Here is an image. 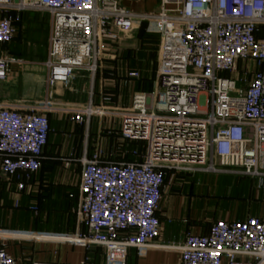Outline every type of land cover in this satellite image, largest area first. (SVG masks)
Instances as JSON below:
<instances>
[{
	"label": "built area",
	"instance_id": "2783aa9c",
	"mask_svg": "<svg viewBox=\"0 0 264 264\" xmlns=\"http://www.w3.org/2000/svg\"><path fill=\"white\" fill-rule=\"evenodd\" d=\"M33 10L51 15L49 89L77 69L96 71L110 44L139 23L152 24L161 38L156 90L136 92L120 111L122 136L144 142L146 152L134 161L97 153L83 159V229L69 239L103 248L105 264H128L131 249L154 246L160 234L170 170L232 172L264 186V0H160L143 12L121 0H0V84L20 62L6 48L16 23ZM54 110L79 123L95 112L47 98L0 99V186L16 179L18 192L26 188L21 177L40 168ZM176 248L174 264H264V219L217 220L208 234L188 233ZM0 264H18L1 241Z\"/></svg>",
	"mask_w": 264,
	"mask_h": 264
},
{
	"label": "crops",
	"instance_id": "0c3cea01",
	"mask_svg": "<svg viewBox=\"0 0 264 264\" xmlns=\"http://www.w3.org/2000/svg\"><path fill=\"white\" fill-rule=\"evenodd\" d=\"M121 2L137 12L152 11L145 9V0ZM45 22H48L50 37L51 18L43 20L38 11H24L21 20L16 23V35L6 46L8 52L18 59L11 47L16 43L23 46L26 31ZM47 58L48 51L45 60L40 63L46 70L45 95L26 97L27 92L36 93L35 86L30 85L34 78L29 76L22 81V84H28V89L24 86L28 91L21 92L20 98L36 101L47 98L72 106L91 105L96 113L84 123L73 121L59 110L49 113L51 131L40 168L29 179L23 174L21 180L26 183V188L21 192H18L16 179H5L0 186V241L18 264L20 257L27 256L33 259L30 264H83L86 259L90 264H105L103 248L94 246L87 250L67 236L83 229L77 221L83 159L96 153L107 160L117 158V154L114 156L103 150V128L113 123L120 129V111L131 106L133 95L141 92L137 88L141 85L134 77L128 76L130 69H133L130 61L100 57L96 71L77 69L68 83H59L49 89ZM20 68L21 61L14 63L11 71L13 73ZM10 76L12 78L13 75ZM13 81L4 82V86H12L10 90L14 91L16 82L15 79ZM151 87L150 91L145 92L156 90V84ZM7 94V99H20L16 97L17 94ZM4 98L0 96V99ZM138 143L127 142L126 161L141 159L145 154L146 149L139 148ZM68 160L69 163H66ZM173 175L172 183L166 184L163 192L159 211L161 230L154 246L143 250L131 249L128 264H174L180 257L176 247L184 242L188 233L208 234L212 223L217 220H243L249 215L264 219V205L248 206L243 198L247 182L256 189H264V186L258 187L255 179L232 172L176 171ZM168 186L171 194L164 203ZM17 199L19 204L15 205Z\"/></svg>",
	"mask_w": 264,
	"mask_h": 264
},
{
	"label": "rangeland",
	"instance_id": "374dc122",
	"mask_svg": "<svg viewBox=\"0 0 264 264\" xmlns=\"http://www.w3.org/2000/svg\"><path fill=\"white\" fill-rule=\"evenodd\" d=\"M145 3L147 6L145 8L146 10L154 11L159 8L160 0H145ZM33 11H38V13L42 15L43 20L46 19L48 21L51 18V15L47 11ZM48 39L49 25L48 22H45V24L35 26L26 31L23 46H20L19 43H16L11 47L12 53L19 56L17 58L21 61V70H16L13 73L11 71L10 75H13L12 78H10L11 76L9 75L8 79L2 82L3 84L0 87V96L6 97L4 99H7V96H9L7 92H9V94H17L16 97L20 98L22 96L21 92L28 91V84H22V81L29 76H32L34 78V82L30 83V85L32 87L35 86L34 90L36 93H34L33 95L32 93L29 94V92H27L28 95L26 97H36L37 95L42 96V94L45 95L46 70L40 63H42L47 56V51L49 49ZM160 45L161 38L156 33L154 26L149 23H139L131 31L123 35L119 41L111 45L109 50H105L102 57L123 58L130 61L133 64V69H130L128 76L133 78V76H131V73H135L136 75H138L134 77L137 83L141 85L137 88L141 91H150L153 84L157 85ZM25 62L33 64L28 65L25 64ZM249 67L253 69L251 62ZM252 78L253 73H248V82H250ZM10 79L11 81L15 79L16 86L14 88V91L10 90V87L12 86H4V82L7 83L8 81L9 83ZM151 92H154V90ZM94 113L92 115H94ZM103 131L105 132L102 144L104 152L106 151L109 154L112 153L114 156L117 154L115 156L117 158H112V160H128V153L126 152V149L129 147V145H127V142L129 140L125 139L122 136L120 129L118 130V125H114L113 123L107 125L106 127L104 125ZM138 145H140L139 148H141L142 150L146 149V144H144V142H140L138 143ZM112 156L110 155V157ZM173 173L174 172H172L171 170L168 171L166 184L172 183V180L175 177ZM253 186L254 185H251L249 182H247L246 195L245 197H243L246 200V204L252 207L264 205V189H256V187ZM169 188L170 186H168L165 192L166 194H164V203L166 202L168 196L171 194ZM32 261V257H20L19 264H30Z\"/></svg>",
	"mask_w": 264,
	"mask_h": 264
},
{
	"label": "water",
	"instance_id": "95a60500",
	"mask_svg": "<svg viewBox=\"0 0 264 264\" xmlns=\"http://www.w3.org/2000/svg\"><path fill=\"white\" fill-rule=\"evenodd\" d=\"M37 264H51V263H37Z\"/></svg>",
	"mask_w": 264,
	"mask_h": 264
}]
</instances>
